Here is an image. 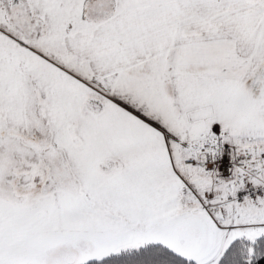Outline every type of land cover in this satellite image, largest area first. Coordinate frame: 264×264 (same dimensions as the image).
Masks as SVG:
<instances>
[{
    "label": "snow or ice",
    "instance_id": "6c2138e0",
    "mask_svg": "<svg viewBox=\"0 0 264 264\" xmlns=\"http://www.w3.org/2000/svg\"><path fill=\"white\" fill-rule=\"evenodd\" d=\"M0 264H264V0H0Z\"/></svg>",
    "mask_w": 264,
    "mask_h": 264
}]
</instances>
